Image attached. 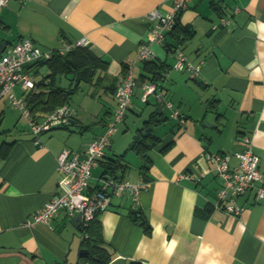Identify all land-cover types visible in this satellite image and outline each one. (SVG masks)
Returning a JSON list of instances; mask_svg holds the SVG:
<instances>
[{
  "label": "crops",
  "instance_id": "1",
  "mask_svg": "<svg viewBox=\"0 0 264 264\" xmlns=\"http://www.w3.org/2000/svg\"><path fill=\"white\" fill-rule=\"evenodd\" d=\"M172 5L173 0H6L0 6V54L20 37L43 49L85 38L81 46L108 62L101 78L79 83L70 100L82 84L87 91L80 103L68 101L72 116L67 123L38 135L0 93V264L80 260L79 250L85 247L80 220L60 210L45 224L33 221V213L62 192L56 170L61 149L83 158L89 142L103 132L115 107L113 90L130 65L137 85L129 109L104 156L91 168L86 189L93 193L100 188L105 163L122 153L121 161L128 165L124 179L143 184L137 201L112 196L97 214L101 244L111 255L107 264H264V197H256L264 178L236 198L242 210L235 215L225 210L227 201L218 202L222 180L206 157L229 153V166H236L234 154L243 148L241 136L246 135L264 174V0H190L178 14L176 30L165 34V43L149 42L156 23L149 12L165 13ZM222 17L227 24H220ZM182 26H190L194 34L180 40ZM142 43L153 51V59L168 67L158 88L183 116L179 123L168 108H161L167 119L153 128L159 141L149 150L150 163L143 170L138 155L127 147L160 103L152 95L147 102L141 100L148 82L144 62L137 59ZM175 47L190 63H200L197 77L171 67ZM29 65L24 69L34 82L49 73L45 64ZM72 77L60 73L54 82L67 88L75 82ZM30 90L41 89L14 88L17 95ZM42 116L36 114L38 120ZM134 210L140 212L139 221Z\"/></svg>",
  "mask_w": 264,
  "mask_h": 264
},
{
  "label": "built area",
  "instance_id": "2",
  "mask_svg": "<svg viewBox=\"0 0 264 264\" xmlns=\"http://www.w3.org/2000/svg\"><path fill=\"white\" fill-rule=\"evenodd\" d=\"M190 0H173L171 10L161 13L157 9L149 12L150 18H155L156 23L150 29L148 41L162 44L165 32L169 31L176 20L177 15L187 7ZM6 0H0L3 6ZM228 19L222 17L220 24H227ZM87 43L82 38L74 43H64L57 48L60 53H65L77 45ZM53 50L43 49L29 37H20L7 51L0 54V93L6 94L12 106L19 108L22 115L27 119L30 130L35 135L42 131L67 123L71 117V110L67 105L56 108L43 119H35L26 106L24 96L17 95L14 91L19 85L23 91L33 87L34 81L30 72L24 66L41 59L52 56ZM154 57L153 51L147 43H142L138 47L137 59H151ZM173 66L176 69L185 70L190 77H195L200 72V63L193 64L186 60L181 50L176 51V61ZM137 85L132 74L130 65L121 83L113 91L115 98V108L111 119L108 121L103 133L95 136L88 144L83 158L68 148H62L56 156V170L61 174L58 185L62 192L53 194L44 204L33 213V221L48 224L53 216L60 210H64L67 215L74 216L80 214V226L86 227L88 223L101 211L105 210L111 202L112 196H126L132 201H137L138 193L142 188L141 182H129L118 177H103L100 179L101 187L93 193H88L91 177V168L96 166L104 156V152L110 143V135L115 131L116 124L124 118L125 112L130 103L133 88ZM141 99L145 100L148 94H154L156 85L147 82L142 86ZM158 98V94L155 93ZM170 106V103L167 102ZM243 148L235 152L238 163L234 167L229 166V153L214 152L207 153L206 157L212 162L215 174L221 178L222 186L216 190L218 202L227 201L224 208L227 212L238 215L242 208L236 204V198L252 188L255 182L262 180L264 174L258 169V157L251 149L250 137L241 136ZM256 197H264V186L256 189ZM88 234L83 233V238Z\"/></svg>",
  "mask_w": 264,
  "mask_h": 264
},
{
  "label": "trees",
  "instance_id": "3",
  "mask_svg": "<svg viewBox=\"0 0 264 264\" xmlns=\"http://www.w3.org/2000/svg\"><path fill=\"white\" fill-rule=\"evenodd\" d=\"M177 19H178V15L176 17V20L172 28L169 31L165 32V34L168 32L171 33L176 30V27L178 26ZM179 32H181L180 40L189 38L190 36L194 34V30L190 26H182ZM165 34H164V38H163L164 40L162 44L165 43ZM51 50H53V53L50 58L41 59V60L35 61L30 64V65L32 64L44 65L45 64L49 68V73L45 75L42 80L38 82H34L33 87H31V89L40 88L41 90L37 92L30 90L26 94L23 93L26 106L28 107L30 114L35 119H37L36 117L37 113H40L43 115L42 117H45L46 115L53 112L56 108L63 106V105H67L72 95L78 90L79 83L80 82H91L94 79L98 80L99 78H101V76H99L100 70L102 69L105 70L108 64L107 61L96 56L87 46L77 45V46L72 47L65 53H60L57 50V48L51 49ZM177 50H181V49L176 48V47L173 49L175 56H176ZM175 61H176V57H175ZM143 62H144V70L147 73L146 78L148 82H152L156 85L155 93H157L159 97L157 98L155 96V93L154 94L152 93V94H148L145 100H142V99L141 100L143 102H147L148 96L152 95L155 99V102L158 104L160 103L159 105L160 107L158 108V110H155L152 113H150L147 119L142 122L141 126L138 129H136V133L132 141L127 147V150L134 151L140 158L141 170L146 168L147 164L150 163V157L148 155V152L159 141V138L153 132V128L167 119V117L163 115L161 108H165V107L168 108L170 111L169 113L170 117L174 118L177 122L180 123L183 120V116L178 111L173 109L172 103L169 100L165 99L163 95L161 94V92L159 91L160 86H158L157 81L161 79L164 75V72H166V69L168 68L166 64L164 62H157L153 58L143 59ZM173 64L171 67L176 69L173 66ZM128 68L129 66L126 67L124 71V76ZM176 70L184 72L189 78H195L198 76L197 75L195 77H190L188 75V72H186L185 70H180V69H176ZM60 73H65V74L71 73L73 75L72 80L75 81L73 86L63 88V87L56 85L54 82V78L57 74H60ZM148 74L150 76H147ZM45 79H49V80L47 82H44ZM0 88H1V84H0ZM167 102L170 103V106L167 105ZM130 103H131V98H130ZM130 103L125 112L123 120L125 119ZM112 115H113V112L111 114V117ZM121 122H118V123H121ZM64 124L66 123L57 125L53 128L63 126ZM117 124H116V128H117ZM123 157H124V153L120 154L117 159H110V161L106 163L104 162L105 171L102 173V176L111 177V178L118 177L119 179H123L124 173L126 169L128 168V165L121 161L123 160ZM139 213H140L139 210L132 211L133 217L135 216L134 220H137V221L140 220ZM140 223L141 225H143L145 231H149V226L145 222V220H141ZM80 230H81L82 237H83L84 232L88 234L87 238H83L84 245H85L84 248L87 249V253L82 254L77 264H107L111 255L108 252V250L105 247H103L101 244L102 243L101 224H100L99 219L97 218V215L88 223L86 227L82 228L80 226Z\"/></svg>",
  "mask_w": 264,
  "mask_h": 264
},
{
  "label": "rangeland",
  "instance_id": "4",
  "mask_svg": "<svg viewBox=\"0 0 264 264\" xmlns=\"http://www.w3.org/2000/svg\"><path fill=\"white\" fill-rule=\"evenodd\" d=\"M87 87H86V85L85 84H82V86H81V89L78 91V93L77 94H75L73 97L74 98H72L71 100H70V103L71 104H76V103H80V100H81V98L84 96V94H85V92L87 91V89H86ZM95 104H96V102H95ZM86 113H89V111H87ZM9 123H12V121L11 122H6V124H9ZM119 124V125H118ZM117 125L118 126H120V123H118ZM10 125V124H9ZM120 133L119 134H123L124 132H121V131H119Z\"/></svg>",
  "mask_w": 264,
  "mask_h": 264
},
{
  "label": "water",
  "instance_id": "5",
  "mask_svg": "<svg viewBox=\"0 0 264 264\" xmlns=\"http://www.w3.org/2000/svg\"><path fill=\"white\" fill-rule=\"evenodd\" d=\"M74 219H76V220H80V214H76V215L74 216ZM79 253H80V254L87 253V249H85V248H81V249L79 250Z\"/></svg>",
  "mask_w": 264,
  "mask_h": 264
}]
</instances>
